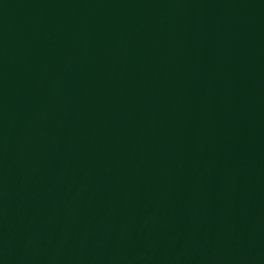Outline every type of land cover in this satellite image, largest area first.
<instances>
[{"label":"water","instance_id":"obj_1","mask_svg":"<svg viewBox=\"0 0 264 264\" xmlns=\"http://www.w3.org/2000/svg\"><path fill=\"white\" fill-rule=\"evenodd\" d=\"M0 264H264V0H0Z\"/></svg>","mask_w":264,"mask_h":264}]
</instances>
